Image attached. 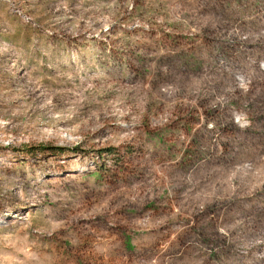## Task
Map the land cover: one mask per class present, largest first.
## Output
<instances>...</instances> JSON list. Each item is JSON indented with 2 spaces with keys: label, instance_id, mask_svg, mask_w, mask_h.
<instances>
[{
  "label": "rangeland",
  "instance_id": "1",
  "mask_svg": "<svg viewBox=\"0 0 264 264\" xmlns=\"http://www.w3.org/2000/svg\"><path fill=\"white\" fill-rule=\"evenodd\" d=\"M0 264H264V0H0Z\"/></svg>",
  "mask_w": 264,
  "mask_h": 264
},
{
  "label": "trees",
  "instance_id": "2",
  "mask_svg": "<svg viewBox=\"0 0 264 264\" xmlns=\"http://www.w3.org/2000/svg\"><path fill=\"white\" fill-rule=\"evenodd\" d=\"M234 32L236 33V30ZM248 36L251 37V36H254V35L249 34ZM6 212H9V211H6ZM3 213H5V212H3Z\"/></svg>",
  "mask_w": 264,
  "mask_h": 264
}]
</instances>
